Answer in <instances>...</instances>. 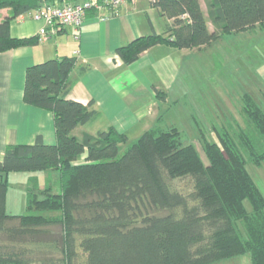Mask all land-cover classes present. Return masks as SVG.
I'll return each mask as SVG.
<instances>
[{"label":"trees","instance_id":"16d2710c","mask_svg":"<svg viewBox=\"0 0 264 264\" xmlns=\"http://www.w3.org/2000/svg\"><path fill=\"white\" fill-rule=\"evenodd\" d=\"M60 1L0 0L12 14L0 21V52L39 42L37 35L11 37L12 18ZM150 3L170 23L118 47L125 64L158 43L199 49L223 34L264 27V0H205L207 17L199 0ZM75 63L61 56L25 70L23 100L52 112L56 141L36 136L4 149L0 264H209L246 252L251 264H264V195L246 168L264 162V109L252 96H242L243 126H213L215 139L206 137L202 119L190 117L206 160L162 115L131 144L112 126L78 138L72 131L98 111L92 100L67 97ZM156 95L165 99L163 91ZM49 169L58 172L59 191L27 187L25 213H7L9 173Z\"/></svg>","mask_w":264,"mask_h":264},{"label":"crops","instance_id":"0c3cea01","mask_svg":"<svg viewBox=\"0 0 264 264\" xmlns=\"http://www.w3.org/2000/svg\"><path fill=\"white\" fill-rule=\"evenodd\" d=\"M79 1L61 0L58 3ZM199 2L207 17L205 0ZM32 10L11 19V37L38 35L42 22L29 16ZM11 15L8 7L0 8V21ZM169 23L170 19L161 15L148 0H136L120 5L114 12L88 10L80 27L60 24L57 31L44 41L1 51L0 159L7 145L31 144L36 136L46 144L56 141L52 112L23 100L26 68L49 58H76L69 74L67 97L84 105L92 100V107L98 111L93 120L72 131L76 137L80 138L84 132L94 135L112 126L128 138L129 135L137 138L161 115L164 121L173 123L166 113L172 110L171 105H178L180 98L172 91L179 90L178 94L184 95L186 89L179 85L187 82L191 87L193 69L187 66L186 58L189 51L198 48L180 49L158 43L128 64L116 52L118 47L138 36L163 33ZM207 24L212 30L210 21L207 20ZM156 89L163 91L165 99L156 95ZM45 171L48 176L50 171Z\"/></svg>","mask_w":264,"mask_h":264},{"label":"rangeland","instance_id":"374dc122","mask_svg":"<svg viewBox=\"0 0 264 264\" xmlns=\"http://www.w3.org/2000/svg\"><path fill=\"white\" fill-rule=\"evenodd\" d=\"M209 26L212 29L215 27L211 21ZM186 62L187 66L193 69L190 76L191 87L187 82L179 85L186 89L183 92L185 97L181 92L178 94L179 90L172 91V94H177L180 99L177 106L175 104L170 106L172 110L166 115L184 130L182 136L184 141L194 143L206 160L201 143L189 120L191 116L203 120L206 137L211 140L217 137L213 126L218 130L238 129L243 126L242 96L245 93L252 96L264 109V27H256L248 32L223 34L220 39L200 51L198 49L189 51ZM169 101L172 102L171 98ZM129 136L125 145L137 139ZM246 168L264 195V162L260 164L247 162ZM48 171H50L48 176L47 171L9 173L5 211L12 214L25 213L27 187H43L50 184L55 191H59L57 171L55 169ZM246 206L249 208L248 202ZM209 264H251V261L249 253L246 252Z\"/></svg>","mask_w":264,"mask_h":264},{"label":"built area","instance_id":"2783aa9c","mask_svg":"<svg viewBox=\"0 0 264 264\" xmlns=\"http://www.w3.org/2000/svg\"><path fill=\"white\" fill-rule=\"evenodd\" d=\"M136 0H81L79 2L46 3L30 11V17L42 22L38 30V40L44 41L57 31L60 24H74L80 27L88 10L114 12L120 5ZM155 2L157 0H148Z\"/></svg>","mask_w":264,"mask_h":264}]
</instances>
